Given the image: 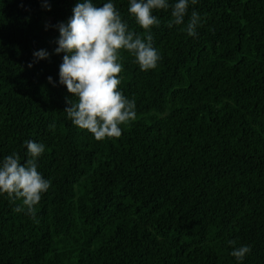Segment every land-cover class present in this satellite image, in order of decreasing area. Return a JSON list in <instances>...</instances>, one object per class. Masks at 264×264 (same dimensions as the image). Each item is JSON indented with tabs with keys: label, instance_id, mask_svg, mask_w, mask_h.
<instances>
[{
	"label": "trees",
	"instance_id": "obj_1",
	"mask_svg": "<svg viewBox=\"0 0 264 264\" xmlns=\"http://www.w3.org/2000/svg\"><path fill=\"white\" fill-rule=\"evenodd\" d=\"M79 2L0 0V162L42 143L37 170L51 182L35 219L0 194V264H264V0H189L172 28L170 8L153 10L161 59L142 71L119 50L136 117L99 141L63 111L55 26ZM92 2L147 34L130 0ZM229 240L251 246L243 261Z\"/></svg>",
	"mask_w": 264,
	"mask_h": 264
},
{
	"label": "clouds",
	"instance_id": "obj_2",
	"mask_svg": "<svg viewBox=\"0 0 264 264\" xmlns=\"http://www.w3.org/2000/svg\"><path fill=\"white\" fill-rule=\"evenodd\" d=\"M196 2L191 0L193 5ZM45 7L50 10L49 5L45 4ZM188 7L189 0H178L174 4H169L168 0H130L128 12L147 33L142 38L129 30L112 2L96 6L92 0H82L74 6L73 15L55 26L59 31L55 53H65L59 66V83L72 94V98L66 97L67 106L63 111L73 125L88 130L98 141L105 137H120L119 125L134 120L136 112L135 101L128 100L118 90L121 83L118 76L122 71V65L117 62L119 50L131 53L142 71L156 68L161 57L153 47L151 28L158 26L160 21L153 15V10L170 8L171 19L167 26L172 28L184 25ZM200 23L199 14L193 11L180 30L195 37ZM33 56L42 60L49 54L41 49ZM47 79L53 83L51 76ZM48 127L54 129L55 123ZM25 146L27 152L23 161L13 152L0 162V194H7L12 201H21L15 211H24L35 219V205L51 182L37 170V161L45 146L32 140L25 141ZM227 243L233 246L230 254L237 261H243L251 251L250 245L235 247V240Z\"/></svg>",
	"mask_w": 264,
	"mask_h": 264
}]
</instances>
